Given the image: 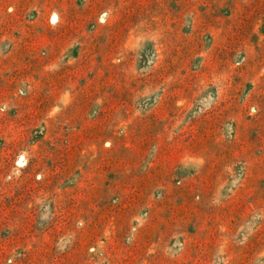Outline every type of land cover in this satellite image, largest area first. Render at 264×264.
<instances>
[{
  "label": "rangeland",
  "instance_id": "374dc122",
  "mask_svg": "<svg viewBox=\"0 0 264 264\" xmlns=\"http://www.w3.org/2000/svg\"><path fill=\"white\" fill-rule=\"evenodd\" d=\"M0 264H264V0H0Z\"/></svg>",
  "mask_w": 264,
  "mask_h": 264
}]
</instances>
